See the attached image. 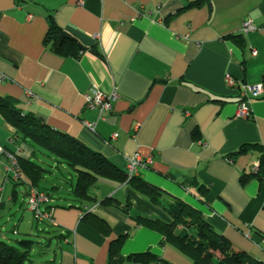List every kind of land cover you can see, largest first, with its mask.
<instances>
[{
	"label": "crops",
	"instance_id": "obj_1",
	"mask_svg": "<svg viewBox=\"0 0 264 264\" xmlns=\"http://www.w3.org/2000/svg\"><path fill=\"white\" fill-rule=\"evenodd\" d=\"M191 1L0 0V74L7 76L0 96L125 171V155L151 156L140 178L199 209L236 247L264 261V182H241L259 164V153L229 161L243 144H264V96L249 103V119L237 116L241 86H264V0H211L176 14ZM248 19L257 30L244 34ZM50 22L85 48L80 56L50 48ZM229 35L243 40L224 38ZM94 84L119 93L103 119L86 108L85 94ZM84 121L95 122V131ZM14 131L0 113V146L30 157L32 148L15 143ZM39 161L48 169L40 189L50 194L55 222L35 220L26 207L29 187L6 180L0 154V238L7 222L15 235L46 231L35 226L39 222L51 226L47 243L28 239L37 241L34 251L43 245L42 254L50 257L44 264H194L132 218L166 215L130 185L100 177L94 198L78 200L75 182L63 174L71 175L68 167L42 155ZM197 184L208 189L205 202ZM128 203L130 212L123 209ZM121 235L127 237L110 261L111 242ZM145 252L155 258H132Z\"/></svg>",
	"mask_w": 264,
	"mask_h": 264
},
{
	"label": "trees",
	"instance_id": "obj_2",
	"mask_svg": "<svg viewBox=\"0 0 264 264\" xmlns=\"http://www.w3.org/2000/svg\"><path fill=\"white\" fill-rule=\"evenodd\" d=\"M206 2L210 3L211 0L191 1L187 6L179 9L176 14L186 9L200 7ZM171 17H168L167 21ZM63 34L66 37L62 44H59ZM224 38L232 39L237 43H241L243 40L241 35H229ZM45 41L52 50L65 56L74 55L78 57L80 52L85 50L75 38L64 33L53 22H50ZM0 113L15 129L14 142H24L32 148V154L27 158L8 149L17 153L23 172L22 181L16 182V187L18 184H26L28 187L40 189L44 174L48 171L43 162L39 161L40 155L54 158L57 162L65 164L70 173L75 172L76 180L72 192L78 200L94 198L91 190L100 177L133 187L150 203L160 208L166 217L136 215L132 218L138 224L162 234L165 243L175 246L180 252L192 259L194 264H264L263 260L236 247L227 236L218 232L199 209L146 182L138 174L129 176L127 170L119 168L103 154L91 149L76 137L54 129L34 114L24 113L12 99L0 96ZM194 136H197V131L194 132ZM249 151L259 153V167L257 171H254L252 167L245 171L241 182L245 185L252 178L264 182V144H243L237 151L231 153L229 158L234 159V156ZM197 190L201 194L200 201L205 202L207 187L203 184H197ZM104 202L120 207L122 205L112 198H106ZM129 206L130 203L125 204L123 209L130 212ZM96 221L99 226L103 227L102 219L96 218ZM126 237V235H121L111 242L110 261ZM36 244L37 241L34 239L23 238L12 243L0 238V264H35L34 247ZM132 258L150 260L154 259L155 256L151 252H145L135 254Z\"/></svg>",
	"mask_w": 264,
	"mask_h": 264
},
{
	"label": "built area",
	"instance_id": "obj_3",
	"mask_svg": "<svg viewBox=\"0 0 264 264\" xmlns=\"http://www.w3.org/2000/svg\"><path fill=\"white\" fill-rule=\"evenodd\" d=\"M26 1V0H24ZM31 17V16H30ZM257 30V27L251 19L244 21L242 32L247 34L249 32ZM253 54L256 55L257 51L253 50ZM7 79L5 74H0V81ZM227 81L230 85H233L234 79L232 76L227 75ZM241 99L239 103V109L237 116L242 119H249L251 112L249 109V103L264 96L263 85L244 84L240 89ZM119 97L118 90L113 88L110 91H104L97 85H92L89 92L85 94L86 108L90 110H96L99 114V118H105V114L111 112L114 107V102ZM84 125L91 131H95L96 123L90 121H84ZM118 136L117 133L113 134V138ZM0 154L6 158L4 163V169L6 172V180L19 182L22 181L23 172L19 163L18 155L16 152H12L3 146H0ZM127 173L129 176L137 175L139 170L145 168L152 162V157L144 158L139 152L125 155ZM232 163L234 160L229 158ZM259 164L252 166L254 171H257ZM51 197L46 192L37 187H29L28 195L26 199V207L29 209L35 218L39 222L54 223L52 208L50 206ZM248 235V234H247Z\"/></svg>",
	"mask_w": 264,
	"mask_h": 264
},
{
	"label": "rangeland",
	"instance_id": "obj_4",
	"mask_svg": "<svg viewBox=\"0 0 264 264\" xmlns=\"http://www.w3.org/2000/svg\"><path fill=\"white\" fill-rule=\"evenodd\" d=\"M47 167V166H46ZM63 174L66 176V177H69L71 178L72 182H75L76 180V174L75 172H72L71 175L70 174H67L65 173V171H63ZM68 183L70 180H67ZM70 186L68 185H65V188H69ZM65 191V190H64ZM65 192H63L64 194ZM62 195V194H61ZM58 198V196H57ZM17 215V214H16ZM35 226L39 229L41 228H47L46 231H35L33 232L34 234L33 235H29L28 232H26L25 230H20V234H13L12 232V229L14 227L13 225V222H7V225L5 226V229H4V234H3V239L7 240V241H10L12 243H16L17 240H20V239H23V238H34L36 240H43L44 243H47V240L45 239L46 237H48L50 235V233H52V231H48L50 225H42V224H39V222H35ZM36 228V230H37ZM51 228V226H50ZM55 239H53L54 241ZM44 251V248H43V245H39L35 248V251H34V256L36 257V261L37 263H45L46 260L50 259V257L46 254H42V252Z\"/></svg>",
	"mask_w": 264,
	"mask_h": 264
},
{
	"label": "water",
	"instance_id": "obj_5",
	"mask_svg": "<svg viewBox=\"0 0 264 264\" xmlns=\"http://www.w3.org/2000/svg\"><path fill=\"white\" fill-rule=\"evenodd\" d=\"M65 37H66L65 34H63V35L60 37L59 44H62V42H63V40H64Z\"/></svg>",
	"mask_w": 264,
	"mask_h": 264
}]
</instances>
